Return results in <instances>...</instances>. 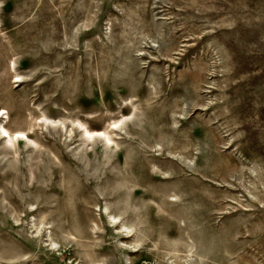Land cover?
Segmentation results:
<instances>
[{
    "label": "rangeland",
    "instance_id": "1",
    "mask_svg": "<svg viewBox=\"0 0 264 264\" xmlns=\"http://www.w3.org/2000/svg\"><path fill=\"white\" fill-rule=\"evenodd\" d=\"M0 111V264H264V0H0Z\"/></svg>",
    "mask_w": 264,
    "mask_h": 264
},
{
    "label": "bare ground",
    "instance_id": "2",
    "mask_svg": "<svg viewBox=\"0 0 264 264\" xmlns=\"http://www.w3.org/2000/svg\"><path fill=\"white\" fill-rule=\"evenodd\" d=\"M4 112L1 113L0 111V116L3 115ZM0 133L2 134V136H4V138H6L8 141L11 140H22L26 138V134L24 132H15V133H11L9 132L3 125L0 126ZM85 134L89 135L90 137H93L94 134L100 135V133L98 132H91L89 130H85ZM91 159V158H90ZM92 160V159H91ZM90 164V163H89Z\"/></svg>",
    "mask_w": 264,
    "mask_h": 264
}]
</instances>
